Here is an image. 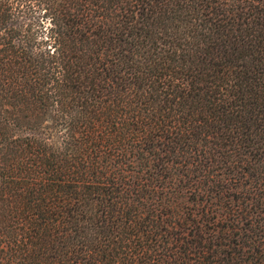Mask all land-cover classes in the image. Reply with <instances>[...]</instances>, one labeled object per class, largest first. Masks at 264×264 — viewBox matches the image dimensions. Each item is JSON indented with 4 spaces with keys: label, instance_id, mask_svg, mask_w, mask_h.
Masks as SVG:
<instances>
[{
    "label": "trees",
    "instance_id": "16d2710c",
    "mask_svg": "<svg viewBox=\"0 0 264 264\" xmlns=\"http://www.w3.org/2000/svg\"><path fill=\"white\" fill-rule=\"evenodd\" d=\"M0 264H264V0H0Z\"/></svg>",
    "mask_w": 264,
    "mask_h": 264
}]
</instances>
